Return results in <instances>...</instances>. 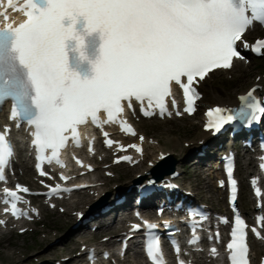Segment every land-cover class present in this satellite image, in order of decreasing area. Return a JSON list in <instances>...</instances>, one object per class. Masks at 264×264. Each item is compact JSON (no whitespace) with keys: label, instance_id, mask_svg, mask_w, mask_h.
I'll return each instance as SVG.
<instances>
[{"label":"snow or ice","instance_id":"snow-or-ice-1","mask_svg":"<svg viewBox=\"0 0 264 264\" xmlns=\"http://www.w3.org/2000/svg\"><path fill=\"white\" fill-rule=\"evenodd\" d=\"M46 6L37 7L34 0H24L18 9L26 17L17 27L9 25L0 29V108L10 101L11 118L27 123L32 129L33 146L36 149V169L41 176L42 164L53 161L60 165L58 154L69 139L79 146L78 127L90 120L100 127V114L104 123L115 122L123 112V103L132 107L133 100L140 104L144 116L153 114L152 108L161 116L168 112L165 98L171 95L173 83L183 91V112L191 115L199 93L195 87L215 68L228 69L234 58L239 57L237 42L255 23L264 25V0H42ZM9 7H14L8 0ZM83 17L89 33L99 31L103 43L100 56L92 65L91 79H81L67 67L65 41L75 40V51L80 52L84 39L74 31L77 18ZM5 19L7 17L5 16ZM65 19L71 23L65 27ZM264 49V40H258L252 50ZM242 59V57H239ZM199 77V81L196 80ZM186 78V79H185ZM255 89L239 97V109L215 107L206 113L205 130L221 133L234 121L259 123L264 116V106L254 96ZM147 103L148 109L144 107ZM173 107H177L173 100ZM176 115H181L177 110ZM121 130L135 135L131 126ZM7 131V130H5ZM107 133L104 136L107 137ZM143 137L140 140L143 141ZM111 147L118 141L105 139ZM142 152L138 145H128ZM91 151V148H89ZM120 151L127 148L121 146ZM50 152V155L46 153ZM13 155L4 134H0V181L4 169ZM131 161L124 156L118 158ZM79 164L80 161L77 160ZM264 169V163L260 165ZM89 170H91L89 166ZM229 184L235 187L231 168L226 169ZM61 179H64L61 177ZM257 197L256 180L252 181ZM19 192L29 189L16 185ZM61 191L59 185L51 189V195ZM4 192L10 197L11 215L19 218L17 203L21 197L16 191ZM233 194L230 203H234ZM259 206V205H258ZM7 212V208L5 209ZM189 215H200L194 210ZM206 219V217H205ZM258 223L261 218H257ZM227 224V218H221ZM3 223V221H0ZM166 229L171 225L165 224ZM195 231L196 225L189 224ZM246 224L234 215L231 241L228 243L230 264H250L246 243ZM146 254L151 264H165L156 234V224L146 222ZM138 231L139 226L133 225ZM175 232V229H171ZM252 232L259 238L256 228ZM219 239V234H217ZM198 242L193 237L189 244ZM175 251L179 249L171 241ZM215 254L216 249H211ZM91 259V257H90ZM183 264V261H178Z\"/></svg>","mask_w":264,"mask_h":264},{"label":"rangeland","instance_id":"rangeland-1","mask_svg":"<svg viewBox=\"0 0 264 264\" xmlns=\"http://www.w3.org/2000/svg\"><path fill=\"white\" fill-rule=\"evenodd\" d=\"M258 35H264V31L259 33ZM246 69L248 72L244 77H238L235 73V70L227 73L213 75L202 85V88L212 96L225 95L227 93H232L233 95H235L243 92L247 87L256 82L257 78L263 80L264 83V57L260 60H253L251 65H249ZM198 119L199 116H196L192 119L184 118L168 122L150 121V123L147 124L146 128L144 129V132L148 138L159 139L160 144L165 148H168L169 146V143L166 141L171 140L172 144H174L171 148L174 149V152H176L177 154L179 147H182L186 151L189 150L188 153L191 152V155L194 154L195 156L196 150L190 151L189 141L192 139L198 140L199 134L202 132L200 124L197 122ZM218 146L219 144H214L213 149H217ZM210 151L211 153L213 152V150ZM148 159L149 155L146 160ZM172 159H174L175 161V168L178 170L181 176H183L182 181L180 180L181 184H183L184 187L188 189V192H192L194 194L196 200L206 203L211 208H214L216 210L222 209L225 206L224 195L222 194V191L215 186L213 178L214 173L212 172V170L208 169L207 159H205L203 163H200L198 165L194 162L190 163V159H180V156H176V154L175 156H172ZM243 160H245L244 156L240 155L237 172L241 182V198L239 206L240 208H242V211L246 213L244 200L248 199L246 183L247 173L246 168L243 165ZM193 163L196 164V166H194ZM142 166H147V163ZM117 168H123L127 171L119 169L123 171L122 173L124 174L119 173V177L116 178L118 172H120ZM99 171L101 172V175L99 176L101 180H99L98 182L103 183L104 181H106V191L100 189L97 192H93V194L91 195L88 194V197L95 198V203L100 198L107 195L109 193L107 191L112 187L114 188L122 184L121 186L123 188L121 189H124V181L129 182L133 177L140 174L137 172V169H130L126 166L111 168V171L113 173L112 177H106V175L104 174V170H102L101 168H99ZM18 172V177L22 179L25 174V168L21 166ZM91 177L93 178V180H95V178L97 177V172L92 174ZM80 197L81 196L78 195L77 197H74L72 200L68 201L66 204L60 203L58 207L53 211L49 210L47 207H41V219H39L36 223L29 224L30 226L27 227L28 231H26L24 234H19L17 232L19 228H17L16 230L0 236V249L4 250V248L10 249L14 247L23 249L22 259L24 260V264H37L39 262H42V260L44 261V259H46L45 262H47L45 264H52L53 261H58L61 256H64L66 254L65 252L63 254L53 256L47 254V252L43 253V251H45L47 248H51L52 245L56 246L57 251H62L63 249H65V251H71L73 256H76L77 253H81V244L78 243L74 245L73 243H71L65 247L63 245L65 242L57 241L59 240V238L66 234V236L62 237L64 241H67L69 238H75L77 236V234L75 235V233L71 232L70 230L74 225V222L69 223V218L74 219L73 215L78 209V207L74 205V202H76ZM252 205L253 203L250 202V206ZM71 212L73 213V215L71 214ZM111 234L114 233H105L98 230L96 231V234L91 235L86 232L84 237L86 240H90L91 238H93L98 240V242H101V238ZM53 236L58 238L53 240ZM118 236H120V233L118 234ZM0 259L3 260V257H0ZM132 260V257H129V261L123 264H133Z\"/></svg>","mask_w":264,"mask_h":264},{"label":"bare ground","instance_id":"bare-ground-1","mask_svg":"<svg viewBox=\"0 0 264 264\" xmlns=\"http://www.w3.org/2000/svg\"><path fill=\"white\" fill-rule=\"evenodd\" d=\"M238 63H240V62H236L235 66L232 69H235V73L237 74L238 77H244L248 71H247V69H246V67L244 65L240 64V66H238ZM220 72H223V71H216V72H213L212 74L220 73ZM205 80H206V78H205ZM262 82H263V80H262ZM255 84H261V83L260 82L253 83V85H255ZM202 92H203V98L201 100V103L203 105H207L208 106L210 104V105H220V106H226V107L237 105L236 95H233L232 93H227L225 95H219V96H217V95L212 96V95H209L204 89L202 90ZM1 114H2V112L0 113V115ZM148 121H150V120H140V122L137 123V128H138L139 133L143 134L144 136H145L144 129L146 128L147 124L150 123ZM15 137L18 140V144L22 142V138L19 137L17 134L15 135ZM150 139L151 138H147V136L144 138V140H145L144 141V146H145V149H146V153L150 156L149 160L154 162L155 164L158 163V161L160 160V156L162 154H167L168 153L170 155V157H171V155L176 154L174 152V149L171 148L174 145V144H172L171 140H167L166 141V142L169 143L168 144L169 146H168V148H165L164 146H162L160 144V140L159 139H156V138H153L151 140ZM196 140L197 139H192V140L189 141L190 142V151L196 149L197 147H199V149H200V145H206V144H210L212 142V138H211L210 134L209 133H205V132H201L199 134L198 140L197 141ZM18 148H19V150L21 152V148L20 147H18ZM188 152H189V150L186 151L182 147L181 148L179 147L178 156H180V159H183V158L190 159L191 160L190 163L196 161V159H194V157H193L194 154L191 155V152L190 153H188ZM26 156H27V154H25V156H24L25 158L24 159L20 160V164L22 166H24L25 169H26L25 176H26L27 179L24 178L23 181H26L28 184H33V181H32L33 173H32V171H30V169L28 167V162H27ZM192 158H193V160H192ZM200 161H203V158L198 159L197 162H200ZM190 163H187V164H190ZM193 165L196 166V164H194V163H193ZM119 167H124V166L120 165ZM249 167H250L252 172H254L256 170V169H254V166H253L252 162H250V166ZM195 168H198V167H195ZM117 169L118 170L122 169L123 171H127V170H124L123 168H117ZM149 170H150L149 167H142V168L139 169V171L141 172V175H143L145 173V171L148 172ZM119 171L120 172H118V174L116 176L117 178L120 175L119 173L123 172L121 170H119ZM122 174H124V173H122ZM100 175H101L100 171L97 170V177H99ZM178 177H183V176H181V174H179ZM97 181H99V180H91V179L89 180L90 183L94 184V187H92L91 190H94L95 192L100 190L102 188L101 187L102 185L106 184V181H104V180H103L104 181L103 183H99ZM86 183H88V181H86ZM86 183H84V184H86ZM96 183H98V185ZM120 188H121V186H120ZM89 189H90V187H87V188L83 189L82 191H80V192H82V193H79V196H81V197L76 202H74L75 206H77L78 208H83L85 206V204H87L89 201H91V198L88 197V194H87V191L89 192ZM131 195L132 194L130 192L125 193L126 201L118 209H120L122 207L129 206ZM239 198H241V196ZM154 201H155V199L151 198L150 200L146 201V203L152 204V203H154ZM244 204L246 206L245 209H246V211L248 213L247 215L249 216L251 213L253 214L254 211L252 210V208L249 207V201L247 199L244 200ZM79 210H81V209H79ZM116 210L117 209H112V211H110V213H108V214H106L104 216H99V217H97L94 220L95 221L96 220L97 221L98 220H103V219H105L107 216H109L111 213H113ZM262 210L264 211V207H263ZM75 221H76V218L74 220L69 218V223H72V222H75ZM125 223H126L125 220L121 221V225H122L121 228L115 229L113 233H117V232H120V231L124 230L125 229V227H124ZM113 225H114V222L110 224L109 228L112 227ZM23 227H25V226H23ZM20 228H22V227H20ZM83 229H84V226H82L81 223H80V225H77V227L72 228L71 232L72 231L74 232V231H77V230L82 231ZM105 229L106 228H100V231H104ZM66 235H64V236H66ZM64 236H62V237H64ZM62 237L59 238V240H57V241L65 242L63 244L65 247L68 244H71V243L76 245L79 242H83L82 244H84V242H85V237L81 236V232H79V234L75 238H69L67 241H64ZM57 238L58 237L53 236V240L57 239ZM53 240H51V241H53ZM115 240H116L115 236H111L109 241L107 242V245L114 246L115 243H116ZM258 244H259L258 242L255 243V245H258ZM22 250L23 249L15 248V247L14 248H10V249H8V248L5 249L4 248V250L0 249V257H3V260L0 259V264H24V260L22 259L23 258ZM46 250L43 251V253L47 252V254L53 255V256H56L58 254H63L65 252H66V256L67 257L69 256V254H71V251H65V249H63L62 251H57L55 245H52L51 248L49 247ZM71 257L72 256H69V258H71ZM45 260L46 259H44V261L42 260V262L37 263V264H45V263H47V262H45ZM25 264H27V263H25ZM62 264H64V262H62ZM135 264H138V263H135Z\"/></svg>","mask_w":264,"mask_h":264}]
</instances>
